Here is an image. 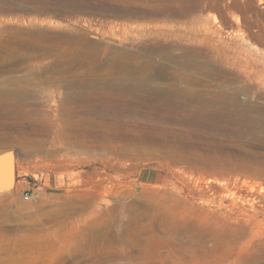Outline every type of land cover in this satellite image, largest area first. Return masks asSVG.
I'll use <instances>...</instances> for the list:
<instances>
[{"label":"rangeland","instance_id":"obj_1","mask_svg":"<svg viewBox=\"0 0 264 264\" xmlns=\"http://www.w3.org/2000/svg\"><path fill=\"white\" fill-rule=\"evenodd\" d=\"M212 1L214 0H201L200 5L194 7V0H0V87L11 88L13 81L22 82L21 88L25 86L24 89L31 93V96L27 98L26 107L31 111L35 109L33 114L29 115L21 113L20 109L19 112L23 115L19 112V115L14 113L17 117L11 112L7 114V111L0 110L3 112H0L2 114H0V264H56L61 259H65L66 264H74L75 261H80L75 264H93L92 260L83 254L79 252L75 253L76 255L73 254L72 248L75 246V241L71 239L72 237H70L71 240L64 242L66 245L62 253L57 252L56 245L48 242L46 238L48 231L53 230L51 226L48 228L45 224L34 229L31 224L33 220L37 222L36 219L43 217L44 212L57 208L55 203L58 206L73 204L75 209L86 213L96 211L95 214L99 218L97 220L100 221V211L106 209L111 203L113 205L116 199L121 203L114 210L115 224L113 227L115 226L116 229L114 227L112 231L111 228L101 226L98 231L106 233L107 230V233L112 232L115 235L119 233L118 235L123 236L122 246L132 247L130 249L137 254L138 258L133 256L125 260L122 257H113L109 261L112 264H148V262L150 264H157V262L158 264H264V227H260L264 225V76H262L264 69L261 70L259 65L262 61L260 55L264 53V2L219 0L218 6L215 7ZM192 15L202 19V23H204L203 18H207L206 21H209L210 24H208L212 26L211 30L216 31L210 33L213 40H202V30L195 34V30L190 29L193 25L196 26L192 22ZM246 17L254 22V30H258L257 34H251L252 36L249 34L244 22ZM157 26H159L158 29ZM218 34H221L223 40L220 44L218 43V46L226 48L225 52H221L220 55L211 52L214 47L212 41L218 38ZM199 45L203 51H200ZM238 47L245 49L247 54L242 55L243 60L241 57L236 62L231 55H233L232 51ZM244 58L247 59L244 60ZM253 58L256 59V64L252 62ZM151 61L152 63H149ZM113 65L129 67L128 74L125 75L124 72L119 73V71L112 72ZM140 65L147 67L138 70L137 66ZM213 65L221 71L213 73L211 71L214 68ZM90 72L94 75L92 76ZM93 80L98 82H93ZM77 81L86 82V88H82L85 90L95 88V86L101 88V85L103 86L108 81H118L122 85L132 83L138 87L146 81L152 84L151 86L184 93L156 101L158 107L155 106V108L151 107V104L156 102L148 98L146 102L140 101L138 108L143 114L151 116V119L154 116V118L162 117V119L168 118L169 120L170 117L172 125L165 124L164 127L157 128L153 127V124H148L150 126L148 131L156 138L160 136L167 142H173L178 150L186 153L189 158L183 161V159L168 156L166 159L159 155V150H155L154 155L142 152V156H126L127 160L125 156H122L124 160L122 159L121 162L118 161L121 157L117 158V154L114 156L113 153L110 154L101 148L68 145L63 135L60 140L57 139L58 142H55L56 140L49 136L52 130L45 127L46 125L49 127L56 121L60 123V115L68 108L67 116H71V119H76L79 115L84 116L81 108L73 109L71 108L73 103H65L62 100L67 90L81 88L84 85L81 83L77 86L79 83ZM160 81L165 83L162 84ZM186 90L188 92L199 91V93L190 97L186 94L188 93ZM170 104H175V107L188 105L190 110L188 112L186 110L174 111L170 108L172 106ZM196 106H199V109ZM27 108L22 112L28 110ZM76 113L79 115L77 116ZM172 116L178 118L175 123ZM29 117L32 119L30 120ZM89 117L93 116L89 115ZM29 120L31 122L35 120L38 123L39 120L41 122L45 120L43 127L46 132L41 127L43 129L39 130L40 132L37 130L30 134L28 127L31 122ZM108 120L111 121L105 119L103 123L107 124L103 125L109 129L111 123ZM190 121L194 122L192 127ZM20 125L24 130L20 131ZM16 127L19 129L16 130ZM56 127L54 128L57 129ZM31 136L41 137L45 144V146L43 144L45 151L52 149L56 153V158H48L45 151L32 152L33 149L25 144ZM146 149L150 148L146 147ZM166 150L169 151V147ZM5 155H11V159L4 158ZM114 158L125 166L118 164ZM2 161H4V167ZM141 169L153 170L157 173L156 180L151 183H141L139 181ZM114 171L118 172L113 175L115 178L112 176ZM201 174L210 177L213 188H207L202 193L203 195L200 194L202 196L200 200L197 199L198 197L194 198L192 193H195V196L199 193L194 188V184L197 181L196 178L202 176ZM99 175L109 177L110 181L104 182V185L109 187L112 186V180L120 183L117 189L111 187L114 194L106 192V195L104 191L99 190L96 186V183L101 180ZM229 186H238L243 189H235V194H232L225 191V188ZM223 192L227 196L224 197L227 201L232 198L237 199L238 202H246L245 204L251 201L258 203L262 208L258 213H253L249 220H241L237 231L232 230L231 227L234 224L221 219L213 209L215 205L207 203L216 202ZM117 195L118 198L115 197ZM204 199L209 200L205 203L202 201ZM68 200L69 204H67ZM123 204L131 208L128 210ZM136 214L138 219L128 221L131 215ZM130 225L135 227V230ZM69 227V224L63 225L58 230L66 233ZM158 228L163 231L161 232ZM190 233L193 234L190 235ZM124 236H129L126 237L128 240ZM144 239H149L147 242L151 246L164 241L165 248L155 250L156 255L148 258L143 255L139 256V253L147 248L143 247L150 246L148 243L144 245L146 243ZM152 240L155 242L153 243ZM137 248L140 249L139 252ZM16 249L17 252H15ZM248 254L251 255L246 256Z\"/></svg>","mask_w":264,"mask_h":264},{"label":"bare ground","instance_id":"obj_2","mask_svg":"<svg viewBox=\"0 0 264 264\" xmlns=\"http://www.w3.org/2000/svg\"><path fill=\"white\" fill-rule=\"evenodd\" d=\"M218 1L219 0H214V1H212L213 3H212V5H214L215 7L216 6H218ZM259 2H264V0H258ZM201 2V0H194V3L193 4H195L194 5V7L196 6H199L200 3ZM205 2V1H204ZM258 2V3H259ZM203 3V2H202ZM229 3V2H228ZM237 4H239V2H237ZM236 4V5H237ZM240 5V4H239ZM239 5H238V7H239ZM204 6V5H203ZM227 6V5H226ZM241 6V5H240ZM204 8V7H203ZM219 8L217 7V10H218ZM228 10V9H227ZM240 10V9H239ZM196 15V14H195ZM193 16V15H192ZM213 17V16H212ZM232 17V16H231ZM192 18V17H191ZM207 20V18H203V22L204 23H202V19H199V18H196V16H193V19H192V22L196 25L195 27H194V25L192 26V27H194V28H190V29H193V30H195L194 32H195V34H198V32L197 31H200V30H202V32H203V37H201V39L202 40H213V38H212V36L210 35V33L211 32H216L215 30H211V25H209L210 23H209V21L207 22L206 21ZM191 21V20H190ZM191 22V23H192ZM244 22H245V25L247 26V28H248V30H249V34L251 35V34H257V32H258V30H254V22L252 21V19H250L249 17H246L245 18V20H244ZM186 23H188V22H186ZM209 23V24H208ZM169 25V24H168ZM187 25V24H186ZM181 26V25H180ZM189 26V25H188ZM158 27L159 26H157V29H158ZM150 28V27H149ZM152 29H153V27H152ZM189 29V30H190ZM259 29V28H258ZM148 30V29H147ZM192 30V31H193ZM149 31H151L150 29H149ZM142 32V31H141ZM140 32V33H141ZM146 32V31H145ZM155 32H157L156 30H155ZM159 32V31H158ZM157 32V33H158ZM162 32V31H161ZM191 32V31H190ZM151 33H152V31H151ZM218 33H220V32H218ZM150 34V33H149ZM164 34H165V32H164ZM167 34V33H166ZM190 34V33H189ZM201 35H202V33H200ZM173 35V34H172ZM184 35V34H183ZM192 35V34H191ZM200 35V36H201ZM151 36V35H150ZM157 36V35H156ZM198 36V35H197ZM252 36V35H251ZM216 37V36H215ZM187 38V37H186ZM146 39V38H145ZM152 39V38H151ZM149 40V39H148ZM154 40V39H153ZM158 41V40H157ZM192 41V40H191ZM190 41V42H191ZM196 41V40H195ZM214 41H216V42H214ZM214 41H212L213 42V45H214V47L212 48V50H211V52H216V54H218V55H220V53L222 52H225L224 50L226 49H223V48H221V46H218V43L220 44L221 43V41H223L222 40V36H221V34H218V38L217 39H214ZM233 41V40H232ZM237 41V40H236ZM239 41V40H238ZM44 42V41H43ZM200 42V41H199ZM203 42V41H202ZM240 42V41H239ZM46 43V42H45ZM157 43V42H156ZM205 43V42H204ZM242 43V42H241ZM151 44V43H150ZM154 44V43H153ZM160 44V43H159ZM229 45V44H228ZM227 45V46H228ZM238 45V44H237ZM236 45V46H237ZM166 46V45H165ZM172 46H174V45H172ZM197 46H198V44H197ZM211 46V45H210ZM223 46V45H222ZM183 47V46H182ZM199 47H200V49H201V46L199 45ZM241 47H243V46H241ZM256 47V46H255ZM3 49V48H2ZM194 49V48H193ZM233 49H234V47H233ZM236 49V48H235ZM5 50V49H4ZM4 50H2V51H4ZM10 50H11V48H10ZM10 50H9V52H10ZM151 50V49H150ZM153 50V49H152ZM151 50V51H152ZM196 50V49H195ZM232 50V49H231ZM250 50H251V48H250ZM1 51V50H0ZM38 51V50H37ZM79 51V50H78ZM194 51V50H193ZM200 51H203L202 49L200 50ZM13 52H14V49H13ZM204 52H208L207 50L205 51L204 50ZM3 53V52H2ZM139 53V52H138ZM232 53H233V55H231L233 58L232 59H234L236 62H238L239 61V58H241L242 57V55H246L247 54V51L245 50V49H241V48H237L236 50H234V51H232ZM254 53V52H253ZM252 53V54H253ZM258 52H256V54H257ZM9 54V53H8ZM230 54V53H229ZM7 55V54H6ZM5 55V56H6ZM151 55V54H150ZM172 55V54H171ZM255 55V54H254ZM11 56H13L12 54H11ZM47 56V55H46ZM157 56V55H156ZM228 56V55H227ZM226 56V57H227ZM248 56H250V55H248ZM261 57H260V59L262 60L261 61V63L259 64L260 66H261V70H263L264 69V53L262 54V55H260ZM8 57V55L6 56V58ZM10 57V56H9ZM69 57V56H68ZM155 57V56H154ZM174 57H175V55H174ZM204 57V56H203ZM202 57V58H203ZM255 57V56H254ZM124 58V57H123ZM156 58V57H155ZM223 58H224V56H223ZM228 58V57H227ZM251 58H252V56H251ZM251 58H249V59H251ZM12 59H14L13 57H12ZM46 59V58H45ZM146 59V58H145ZM161 59V58H160ZM185 59V58H184ZM190 59V58H189ZM220 59V58H219ZM225 59V58H224ZM245 59H247V58H244V60ZM10 60V59H9ZM157 60V59H156ZM159 60V59H158ZM177 60V59H176ZM221 60V59H220ZM233 60V61H234ZM242 60H243V57H242ZM242 60H240V62L242 61ZM257 60H259L258 58H257ZM11 61V60H10ZM58 61V60H57ZM247 62H248V60H246ZM251 61V60H250ZM186 62V61H185ZM184 62V63H185ZM198 62V61H197ZM211 62V61H210ZM246 62V63H247ZM252 62L253 63H255L256 64V59L255 58H253V60H252ZM260 62V61H259ZM62 63V62H61ZM149 63H152V61L151 62H149ZM178 63V62H177ZM246 63H244V64H246ZM114 64V63H113ZM120 64V63H119ZM124 64V63H123ZM205 64V63H204ZM211 64V63H210ZM240 65H241V63H239ZM252 64V63H251ZM126 65V64H125ZM137 65V64H136ZM158 65H160V64H158ZM109 66V65H108ZM162 66H164V65H162ZM180 66V65H179ZM189 66H191V65H189ZM249 66H251L252 68L254 67V66H252V65H249ZM96 67V66H95ZM147 67V66H146ZM145 67V68H146ZM159 67V66H158ZM205 67V66H204ZM208 67V66H207ZM213 67H214V65H213ZM225 67V66H224ZM223 67V68H224ZM245 67V66H244ZM106 68V67H105ZM129 67H127V68H125L124 67V65H122V66H119V65H113L112 66V72L113 71H119V73L120 72H124V74L125 75H127L128 74V70L130 69H128ZM143 66H137V69L138 70H143V69H145ZM165 68V67H164ZM240 68V67H239ZM14 69V68H13ZM32 69V68H31ZM94 69V68H93ZM92 69V70H93ZM97 69V68H96ZM95 69V70H96ZM133 69V68H132ZM150 69V68H149ZM149 69H147V70H149ZM193 69V68H192ZM197 69V68H196ZM242 69H243V67H242ZM250 69V68H249ZM260 69V68H259ZM55 70H56V68H55ZM89 70V69H88ZM134 70V69H133ZM164 70V69H163ZM170 70V69H169ZM218 70V71H217ZM258 70V69H257ZM45 71V70H44ZM145 71V70H144ZM175 71V70H174ZM192 71V70H191ZM211 71H213V73H218L219 71H221V70H219L218 68H216V67H214ZM210 71V72H211ZM28 72V71H27ZM69 72V71H68ZM85 72V71H84ZM87 72V71H86ZM92 72H94V70L92 71ZM97 72V71H96ZM95 72V73H96ZM106 72V71H105ZM169 72V71H168ZM193 72V71H192ZM209 72V71H208ZM229 72V71H228ZM140 73H142V72H140ZM181 73V72H180ZM202 73V72H201ZM90 74H91V72H90ZM93 74V73H92ZM91 74V75H92ZM98 74V73H97ZM107 74V73H106ZM144 74V73H143ZM152 74V73H151ZM211 74V73H210ZM264 74V73H263ZM28 75H29V73H28ZM85 75H86V73H85ZM94 75V74H93ZM92 75V76H93ZM121 75V74H120ZM134 75V74H133ZM132 75V77H134V76H136V75H134L133 76ZM140 75V74H139ZM142 75V74H141ZM167 75H169V74H167ZM201 75V74H200ZM227 75V74H226ZM33 76V75H32ZM82 76V75H81ZM109 76V75H108ZM107 76V77H108ZM131 76V75H130ZM153 76V75H152ZM204 76V75H203ZM207 76V75H206ZM208 76H210V75H208ZM217 76V75H216ZM262 76H264V75H262ZM83 77H84V75H83ZM88 77V76H87ZM91 77V76H90ZM122 77H125V76H122ZM127 77V76H126ZM131 77V79H134V78H132ZM187 77H188V75H187ZM190 77V76H189ZM5 78V77H4ZM10 78V77H9ZM75 78V77H74ZM89 78V77H88ZM98 78V77H97ZM128 78H130V77H128ZM192 78V77H191ZM259 78V77H258ZM260 78H262L261 76H260ZM28 79V78H27ZM127 79V78H126ZM125 79V80H126ZM136 79V78H135ZM142 79V78H141ZM232 79V78H231ZM18 80V79H17ZM25 80H26V77H25ZM79 80V79H78ZM87 80V79H86ZM99 80V79H98ZM147 80V79H146ZM155 80V79H154ZM157 80V79H156ZM202 80V79H201ZM229 80V79H228ZM236 80V79H235ZM29 81V80H28ZM82 81H84V80H82ZM96 81V80H95ZM94 80H93V82H95ZM103 81V80H102ZM101 81V82H102ZM132 81V80H131ZM135 81V80H134ZM143 81V80H142ZM149 81V80H148ZM197 81V80H196ZM2 82V81H1ZM26 82H27V80H26ZM75 82V81H74ZM77 82H79V81H77ZM98 81H96V83H97ZM100 82V83H101ZM125 82V81H124ZM133 82V81H132ZM161 82V81H160ZM22 83V82H21ZM21 83H17V81H13L12 82V87L11 88H6V87H0V110L2 109V110H5V111H7L6 113L7 114H10L9 112H11V114H13V115H15L14 113H18L19 111H20V109H21V113H23V114H26V115H29V114H33L32 112L35 110L34 108V110L33 111H31L30 109H28L26 106L28 105V96H31V93L27 90H25L24 89V87L23 88H21ZM30 83V82H29ZM82 84H84V85H82V87L81 88H76V89H69V90H67L66 92H65V95H64V98L62 99L65 103H73V107H71V108H73V109H75V108H81L82 110H83V114H84V116L83 115H79V117L78 118H76V119H71L72 117L71 116H67L69 113V108L67 109V111H63L62 112V114L60 115L61 116V118H60V123L58 122V121H56V122H58V123H56L55 122V120H54V122L55 123H51V126H49L48 127V125H44L45 124V120H44V122H43V124H40V123H42L41 122V120H39L40 122L38 123V122H36L35 120V122L33 121V122H31L30 120L32 119V118H30L29 117V121L31 122V124L29 123V125H30V127H28L29 128V133L31 134V133H33L34 131H41V129H45V127H47V128H49L50 130H52V132H49L48 130V132H49V136H51V139H55L56 141L55 142H58L59 140H60V137H61V135H63V136H65L66 138V142H67V144L68 145H73V144H75V145H77L78 147L80 146V147H86V148H93V147H97V148H101V149H104L105 151H107V152H110V154L111 153H113L114 154V156H115V154H117L116 155V157L117 158H119L120 159V157H121V159L120 160H118L117 158H114V161H115V159H116V162H117V160L118 161H121L123 158H122V156H125V160H127V158H126V156H137V155H141L142 154V152H148L149 154H155V150H159V155L160 156H162V157H166V159H167V157L168 156H174V157H176V158H178V159H183V161L184 160H187L189 157L186 155V153H184V152H181L180 150H178V148L176 147V145L173 143V142H167V140L166 139H163V138H160V136L159 137H155L154 135L152 136L151 135V133H149V131H148V128L150 127V126H148V124H153V127H164V125L165 124H169V125H172V119H171V121H170V117H169V120H167L168 118H165V119H162V117H155L154 118V116H153V118L151 119V116H147V115H145V114H143V112H141L140 110H139V108H138V104L140 103V101H144V102H146L147 101V99L149 98V99H152V102H158L159 100H161V99H166V98H168V97H170L171 95H174V96H179L178 94H181L180 92H178V91H176V92H174V91H169V90H165V89H162V88H160V87H157V86H151L152 84H149V83H146V81H144V82H140L141 83V85L142 86H140L141 87V89H140V87H138V86H135V84H132V83H130V84H125V85H122V83L120 84V83H118V81L117 82H111V81H108V82H106L105 84H103V86L101 85V88H96V86H95V88L93 87V88H90V89H88L87 88V90H85V89H82L83 87H85V84H86V82H81ZM80 82L77 84V86H79V84H81ZM91 83V82H90ZM103 83V82H102ZM101 83V84H102ZM134 83V82H133ZM155 83V82H154ZM162 83V82H161ZM165 83V82H164ZM164 83H162V84H164ZM201 83V82H200ZM219 83V82H218ZM232 83V82H231ZM3 84V83H2ZM14 84V85H13ZM92 84V83H91ZM94 84V83H93ZM158 84V83H157ZM90 84H88V86H89ZM97 85V84H96ZM99 85V84H98ZM140 85V84H139ZM166 85V84H165ZM170 84H168V86H169ZM180 85V84H179ZM264 85V84H263ZM29 86V85H28ZM32 86V85H31ZM87 86V85H86ZM91 86V85H90ZM89 86V87H90ZM100 86V85H99ZM167 86V85H166ZM165 86V87H166ZM69 87V86H68ZM75 87V86H74ZM92 87V86H91ZM98 87V86H97ZM173 87V86H172ZM171 87V88H172ZM179 87H181V86H179ZM183 87V86H182ZM86 88V87H85ZM138 88L140 89V90H138ZM164 88V87H163ZM167 88V87H166ZM231 88V87H230ZM236 88V87H235ZM29 89V88H28ZM174 89V88H173ZM178 89V88H177ZM186 89V88H185ZM198 89V88H197ZM180 90V89H179ZM183 91V90H182ZM202 91V90H201ZM184 92V91H183ZM186 92H188L187 90H186ZM221 92V91H220ZM199 93V91H190V92H188V93H186L187 95H189L190 97H192V96H195V95H197ZM182 94H184V93H182ZM211 94V93H210ZM215 95V94H214ZM224 95V94H223ZM181 96V95H180ZM187 97V96H186ZM197 97V96H196ZM199 97V96H198ZM215 97V96H214ZM180 98V97H179ZM183 98V97H182ZM209 98V97H208ZM222 98V97H221ZM176 99V98H175ZM187 99V98H186ZM207 99V98H206ZM169 100V99H168ZM197 100V99H196ZM220 100V99H219ZM173 101H175V100H173ZM192 101V100H191ZM35 102V101H34ZM157 102L156 103H153V105L151 104V107L153 106V108H155V106H157ZM179 102V101H178ZM177 102V103H178ZM181 102H182V99H181ZM180 102V103H181ZM220 102V101H219ZM235 102V101H234ZM64 103V104H65ZM170 103V102H169ZM171 103H173L172 101H171ZM175 103V102H174ZM184 103V102H183ZM187 103V102H186ZM191 103V102H190ZM198 103V102H197ZM34 104V103H33ZM148 104V103H147ZM182 104V103H181ZM204 104V103H203ZM210 104V103H209ZM170 105H172V104H170ZM178 105V104H177ZM184 105H186V104H184ZM216 105V104H215ZM223 105V104H222ZM227 105V104H226ZM57 106V105H56ZM69 106V105H68ZM67 106V107H68ZM144 106V105H143ZM176 105L174 104V105H172L170 108L172 109V110H179V111H181V110H186L187 112L190 110L187 106H180V107H175ZM201 106H203V105H201ZM229 106V105H228ZM27 108L28 110H24V112H22V110L23 109H25V108ZM65 107V106H64ZM67 107H65V108H67ZM158 107V106H157ZM196 107H198V109H199V106H196ZM209 107V106H208ZM212 107V106H211ZM219 107V106H218ZM148 108H149V106H148ZM165 108V107H164ZM177 108V109H176ZM210 108V107H209ZM220 108H222V107H220ZM218 109V108H217ZM148 110V109H147ZM146 110V111H147ZM159 110H161V109H159ZM74 111V110H73ZM76 111V110H75ZM0 112H2V111H0ZM19 112V113H20ZM38 112V111H37ZM40 112V111H39ZM79 112V111H78ZM150 112V111H149ZM155 112V111H154ZM153 112V113H154ZM160 112V111H159ZM162 112V111H161ZM164 112V111H163ZM172 112V111H171ZM3 113V112H2ZM5 113V114H6ZM19 113H18V115H19ZM20 113V114H21ZM48 113V112H47ZM68 113V114H67ZM70 113H72L71 111H70ZM74 113V112H73ZM146 113V112H145ZM157 113H158V111H157ZM201 113V112H200ZM213 113V112H212ZM1 114V113H0ZM7 114L5 115V116H7ZM23 114H21V115H23ZM166 114V113H165ZM168 114V113H167ZM189 114H191V113H189ZM2 115V114H1ZM20 115V116H21ZM25 115V116H26ZM53 115V114H52ZM72 115V114H71ZM75 115V114H74ZM73 115V116H74ZM76 115H77V113H76ZM77 115V116H78ZM89 115L90 116H93V117H89ZM151 115H152V113H151ZM154 115V114H153ZM161 115H162V113H161ZM161 115H159V116H161ZM193 115H194V113H193ZM203 115V114H202ZM207 115V114H206ZM4 116V115H3ZM10 116H12V115H10ZM16 116V115H15ZM14 116V117H15ZM25 116H23V117H25ZM50 116V115H49ZM59 116V115H58ZM180 116V115H179ZM8 117V116H7ZM17 117V116H16ZM28 117V116H27ZM54 117V116H53ZM70 117V118H69ZM75 117V116H74ZM73 117V118H74ZM165 117V116H164ZM167 117V116H166ZM12 118V117H11ZM43 118V117H42ZM52 118V117H51ZM55 118H57V119H59L58 117H55ZM172 118H174V116H172ZM208 118H210V117H208ZM9 119V118H8ZM37 119V118H36ZM40 119V118H39ZM105 119H110L111 121H109L111 124V126H109L110 128L108 129L105 125H103V124H107L106 122L105 123H103L104 122V120ZM180 119V118H179ZM181 119H182V117H181ZM186 119V118H185ZM4 120V119H3ZM2 120V121H3ZM28 120V119H27ZM175 120H178V118L176 117V118H174V123H175ZM48 121V120H47ZM46 121V122H47ZM189 121V120H188ZM197 121V120H196ZM51 122V121H50ZM9 123V122H8ZM19 123H21V122H19ZM198 123V122H197ZM196 123V125H198L199 126V124H197ZM259 123V122H258ZM194 124V122L193 121H190V126L192 127V125ZM103 125V126H102ZM21 126V125H20ZM20 126H17V127H20ZM25 126V125H24ZM43 126H45V127H43ZM55 126H57L56 128L57 129H55L54 127ZM13 127V126H12ZM17 127H16V130H18L17 129ZM22 127L23 126H21V128H20V131H21V129H22ZM41 127H43V128H41ZM106 127V128H105ZM1 128V127H0ZM27 128V129H28ZM13 129V128H12ZM167 129V128H166ZM169 129V128H168ZM1 130V129H0ZM8 130V129H7ZM22 130H24V129H22ZM161 130V129H160ZM163 130V129H162ZM165 130V129H164ZM177 130V129H176ZM39 131V132H40ZM44 132H46V129L45 130H43ZM55 131H57V133L55 132ZM110 131V132H109ZM133 131H135V132H133ZM155 131V130H154ZM166 131V130H165ZM209 131V130H208ZM2 132V131H1ZM5 132H6V130H5ZM38 132V133H39ZM43 132V133H44ZM48 132L46 133V134H48ZM153 132V131H152ZM198 132V131H197ZM20 133V132H19ZM24 133V132H23ZM22 133V134H23ZM164 133H166V132H164ZM181 133V132H180ZM211 133V132H210ZM238 133H239V131H238ZM155 134V133H154ZM8 135V134H7ZM20 135H21V133H20ZM155 135H158V134H155ZM160 135H163V134H160ZM199 135V134H198ZM26 136V135H25ZM46 136V135H45ZM211 136V135H210ZM40 138V139H39ZM39 138H35V137H29L28 139H27V143L25 142V144H27V146L29 147V148H31V149H33V150H31L32 152L33 151H35V152H44L45 151V148H44V146H45V144L43 143V141H42V139H41V137H39ZM59 138V140H57ZM62 138V137H61ZM19 139V138H18ZM25 139V138H24ZM45 139V138H44ZM169 139V138H168ZM172 139V138H171ZM175 140V139H174ZM49 142V141H48ZM62 142V141H61ZM72 143V144H71ZM232 143V142H231ZM43 144H44V146H43ZM60 145H62V144H60ZM67 146V145H66ZM53 147V146H52ZM51 147V148H52ZM68 147V146H67ZM146 147H149L150 149H146ZM167 147H169V151H167L166 149H167ZM178 147H179V145H178ZM184 147V146H183ZM61 148V147H60ZM72 149L74 148V147H71ZM177 148V149H176ZM28 150V149H27ZM52 149H49V150H46L45 151V153H46V156H48V158H56L55 157V152L52 150ZM77 151H79V150H77ZM57 152V151H56ZM75 152V151H74ZM90 152H92V151H90ZM31 153V152H30ZM29 153V154H30ZM58 153V152H57ZM79 153V152H78ZM157 153V152H156ZM43 154V153H42ZM107 154V153H106ZM142 156V155H141ZM196 157V156H195ZM47 158V159H48ZM58 158V157H57ZM170 158V157H169ZM213 158V157H212ZM61 159V158H60ZM69 159V158H68ZM73 159V158H72ZM129 159V158H128ZM138 159V158H137ZM172 159V158H171ZM56 160V159H55ZM124 160V159H123ZM67 161V160H66ZM48 162V161H47ZM56 162V161H55ZM68 162V161H67ZM108 162V161H107ZM110 162V161H109ZM116 162H114V163H116ZM122 162V161H121ZM71 163V162H70ZM111 163V162H110ZM109 163V164H110ZM118 163V162H117ZM125 163V162H124ZM50 164H52V162L50 163ZM62 164V163H61ZM66 164V163H65ZM64 164V165H65ZM108 164V165H109ZM112 164V163H111ZM118 164H120V162L118 163ZM121 164H123V163H121ZM120 164V165H121ZM126 164V163H125ZM59 165V164H58ZM70 165V164H69ZM132 165V164H131ZM56 166V165H55ZM110 166V165H109ZM125 165L123 164V167H124ZM67 167V166H66ZM128 167V166H127ZM231 167V166H230ZM58 168V167H57ZM109 168V167H108ZM110 168H112V167H110ZM113 168H114V166H113ZM117 168V166L115 167V169ZM120 168V167H119ZM58 169H60V168H58ZM64 169V168H63ZM207 169V168H206ZM226 169V168H225ZM196 170V169H195ZM235 170V169H234ZM111 171H112V169H111ZM4 173L6 174V172L4 171ZM118 173V172H117ZM115 171H114V174H112V176L113 175H115V174H117ZM121 173V172H120ZM123 173V172H122ZM186 173V172H185ZM200 173V172H199ZM206 173V172H205ZM4 174V175H5ZM124 174V173H123ZM126 174V173H125ZM120 175V174H119ZM202 175V174H201ZM106 176H107V174H106ZM108 176L109 177H111L109 174H108ZM123 176V175H122ZM109 177H104V176H102V175H99V178L101 179V180H103V181H101V180H99L96 184V186L99 188V190H101V191H104V193L106 194V192L107 193H113L114 192V190L111 188V187H114V189L116 188H118V185L120 184L119 182H117V181H115V180H112V186H107V185H104V182H106V181H110V179H109ZM114 177V176H113ZM115 178V177H114ZM119 178V177H118ZM121 178V177H120ZM112 179V178H111ZM212 179V178H211ZM236 179V178H235ZM246 179V178H245ZM196 180L197 181H195V184H194V188H196V190L197 191H199V193H197V196H195L194 194L195 193H192L193 194V197L195 198H197V199H200L201 200V198H202V196L200 195V194H202V193H204L205 192V190L207 189V188H210V189H212L213 188V185H212V183H211V181H210V177H206V176H198L197 178H196ZM214 180V179H213ZM122 181V180H121ZM244 181V180H243ZM2 182V181H1ZM235 182V181H234ZM243 183V182H242ZM124 184V183H123ZM229 184V183H228ZM248 185V184H247ZM252 185V184H251ZM85 186V185H84ZM241 186V185H240ZM90 187V186H89ZM244 187V186H243ZM82 188V187H81ZM255 188V187H254ZM261 188V187H260ZM90 189V188H89ZM235 189L237 190V189H243L242 187L241 188H239L238 186L237 187H233V186H229V187H226L225 188V191L226 192H230V193H232V194H235ZM88 190V189H87ZM92 190V189H91ZM113 190V191H112ZM223 190V189H222ZM213 191V190H212ZM212 191H210V192H212ZM216 191V190H215ZM89 192V191H88ZM87 192V193H88ZM91 192V191H90ZM100 192V191H99ZM222 192V191H221ZM238 192H240V190H238ZM84 193H85V191H84ZM86 193V194H87ZM101 193V192H100ZM207 193V192H206ZM209 193V192H208ZM207 193V194H208ZM114 194V193H113ZM117 194V193H116ZM120 194V193H119ZM131 194V193H130ZM224 194V192L222 193V195ZM88 195V194H87ZM87 195H85V197L87 196ZM96 195V194H95ZM97 195H99V194H97ZM107 195V194H106ZM112 195V194H111ZM203 195V194H202ZM221 195V197H220V195H219V199L216 201V202H213V201H209V202H207L209 199H204V200H202V201H205V203L207 202V203H209L208 205H210V204H214L215 206L213 207V209H214V211L220 216V218L221 219H224L225 221H231L234 225H233V227H231L232 228V230L234 229L235 231H237L238 229L237 228H239L240 227V221L241 220H249V217H251L252 215H253V213L255 214V213H258V211L260 210V208H262V207H260L259 206V204L258 203H255V202H249V203H247V204H245V203H242V202H238L237 201V199H235V198H232L231 200H229V198H228V200L229 201H227V200H225L224 199V197L226 196V194H224L223 196ZM238 195H240V194H238ZM229 196H230V194H229ZM233 196V195H232ZM235 196V195H234ZM77 197V196H76ZM88 197V196H87ZM97 197V196H96ZM115 197H117L118 198V195L117 196H115ZM210 197V196H209ZM227 197V196H226ZM125 198V197H124ZM129 198V197H128ZM207 198V197H206ZM69 199V198H68ZM85 199V198H84ZM211 199V198H210ZM239 199V198H238ZM90 200V199H89ZM123 200H125V199H123ZM72 202H73V200H72ZM71 202V203H72ZM85 202H86V200H85ZM141 202V201H140ZM63 203V202H62ZM70 203V201L68 200V203L67 204H69ZM87 203H88V201H87ZM116 203V204H115ZM60 204H61V202H60ZM59 204V205H60ZM81 204V203H80ZM119 204H121L120 203V200H118V199H116L114 202H113V205H112V203L111 204H109L108 205V207L106 208V209H104V210H102V211H100V221L99 220H97V216H96V214L95 213H97L96 211H91V212H89V213H86V212H81V211H78L77 209H75L76 207H74V206H69V205H67V206H58V204H54L57 208H54V209H52V210H50L49 209V211H47V212H44L45 214L43 215V217L41 216V217H39L40 215H38V217H39V219H36L37 220V222H34V220H33V223L31 224V226L32 227H34V229L35 228H39V227H41L42 225H48L47 227L49 228L50 226H51V228L53 229L52 231H48V233L46 234V238H47V241L48 242H50V243H52V244H54V245H56V247H57V252H59V251H61V253H62V251L65 249V241L66 240H71V239H73L74 241H75V246L72 248V250L74 251V253L73 254H75V253H78L79 252V254L81 253V254H83L84 256H86L88 259H91L92 261H91V263H93V264H112V263H110L109 261H110V259L111 258H113V257H122V258H125V260H126V258H129V259H131V257H133V256H135V257H137V254H134L133 252H132V249H130V248H132V247H130L129 248V246L128 245H126L127 247L126 248H124V246H122L123 244H121L122 242H123V236L121 237V235H118L119 233V231L117 232L118 234H113L112 232H109V233H107V230H106V233H105V231L104 232H101V231H98L99 229L98 228H100L101 226H103V227H105V228H111L112 229V231L114 230V227H113V225L115 224V213H114V210H115V208L119 205ZM258 204V205H257ZM54 205H53V207H54ZM88 205V204H87ZM93 205V204H92ZM123 205H126V204H123ZM139 205V204H138ZM127 206V205H126ZM125 206V207H126ZM133 206V205H132ZM149 206V205H148ZM157 206V205H156ZM87 207H89V206H87ZM78 208V207H77ZM93 208H94V205H93ZM97 208H99V207H97ZM130 209L131 207H129V206H127V209ZM135 208H137V206L135 207ZM143 208V207H142ZM142 208H141V210H142ZM157 208V207H156ZM217 208V209H216ZM80 209H82V208H80ZM89 209V208H88ZM91 209V208H90ZM128 209V210H129ZM155 209V208H154ZM209 209H212V208H209ZM208 209V210H209ZM92 210V209H91ZM141 210H139V212L141 211ZM202 210H204V208L202 209ZM117 211V210H116ZM145 211V210H144ZM146 211H148V210H146ZM212 211V210H211ZM132 212V211H131ZM136 212V211H135ZM143 212V211H142ZM155 212V211H154ZM153 212V213H154ZM39 213V212H38ZM99 213V212H98ZM129 213V212H128ZM133 214H134V212H132ZM143 213H145V212H143ZM41 214V213H40ZM138 214V213H137ZM131 215L130 217H129V219H128V221H131L132 222V220H134L135 221V219H138V215ZM157 214V213H156ZM32 215V214H31ZM34 215V214H33ZM32 215V216H33ZM144 215V214H143ZM152 215V214H151ZM164 215V214H163ZM170 216H171V214H169ZM173 215H174V213H173ZM127 216V215H126ZM140 216V215H139ZM156 216V215H155ZM161 216V215H160ZM166 216V215H165ZM169 216V217H170ZM143 217V216H142ZM142 217H141V219H142ZM174 217H176V216H174ZM179 217H180V215H179ZM178 217V218H179ZM29 218V217H28ZM30 218H32V217H30ZM119 218V217H118ZM124 218V217H123ZM140 218V217H139ZM144 218V217H143ZM155 218V217H154ZM154 218H152V219H154ZM172 218V217H171ZM184 218V217H183ZM186 218V217H185ZM99 219V218H98ZM166 219V218H165ZM175 219V218H174ZM173 219V220H174ZM209 219V218H208ZM207 219V220H208ZM121 220V219H120ZM151 220V219H150ZM149 220V221H150ZM188 220V219H187ZM126 221V220H125ZM155 221V220H154ZM157 221V220H156ZM181 221V220H180ZM120 222V221H119ZM124 222V221H123ZM139 222V221H138ZM147 222V221H146ZM152 222V221H151ZM153 223V222H152ZM175 223H176V221H175ZM188 223V222H187ZM67 224H69V230H67V232L65 233V232H62V231H60V230H58V228L59 227H61V226H63V225H67ZM127 224H128V222H127ZM136 224H137V220H136ZM147 224V223H146ZM163 224V223H162ZM178 224V223H177ZM27 225H28V223H27ZM97 225V226H96ZM172 225V224H171ZM174 225H176V224H174ZM174 225H173V227H174ZM184 225H186V224H184ZM131 226V225H130ZM141 227H142V225H140ZM150 226H151V224H150ZM156 226V225H155ZM194 226V225H193ZM27 227V226H26ZM45 227V226H44ZM113 227V228H112ZM132 227V226H131ZM172 227V226H171ZM199 227V226H198ZM201 227V226H200ZM260 227H264V225L262 224V226H260ZM43 228V227H42ZM118 228V227H117ZM125 229H126V227H124ZM133 228V227H132ZM135 228V227H134ZM133 228V229H134ZM143 228V227H142ZM177 228V227H176ZM192 228V227H191ZM102 229V228H101ZM115 229H116V227H115ZM132 229V230H133ZM159 229V228H158ZM172 229V228H171ZM175 229V228H174ZM190 229V228H189ZM228 229V228H227ZM135 230V229H134ZM143 230V229H142ZM149 230V229H148ZM161 232L163 231V229L161 230V229H159ZM164 230H165V228H164ZM178 229H176V231H177ZM42 231V230H41ZM144 231V230H143ZM142 231V232H143ZM150 231V230H149ZM155 231V230H154ZM171 231V230H170ZM173 231V230H172ZM179 231V230H178ZM193 231V230H192ZM201 231V230H200ZM122 232H124V230H122ZM180 232V231H179ZM186 232H188V231H186ZM194 232V231H193ZM203 232V231H202ZM32 234H33V231L31 232ZM36 233V232H35ZM38 233V232H37ZM129 233H130V231H129ZM144 233V232H143ZM143 233H141L142 235H143ZM145 233H147V232H145ZM148 233H150V232H148ZM152 233H154V232H152ZM223 233H224V231H223ZM124 234V233H123ZM126 234H128V232L126 233ZM132 234V233H131ZM158 234H160V233H158ZM157 234V235H158ZM180 234V233H179ZM193 234V233H192ZM191 233H190V235H192ZM25 235V234H24ZM34 235V234H33ZM142 235H140V237L142 236ZM168 235V234H167ZM171 235V234H170ZM176 235V234H175ZM230 235V234H229ZM234 235V234H233ZM30 235H28V237H29ZM133 235H131V237H132ZM135 236H136V234H135ZM150 236V235H149ZM153 236H154V234H153ZM160 236V235H159ZM158 236V237H159ZM70 237H72L71 239H70ZM107 239H106V238ZM125 237V236H124ZM127 237V236H126ZM126 237H125V239H126ZM129 237V236H128ZM127 237V238H128ZM130 237V238H131ZM134 237V236H133ZM148 237V236H147ZM152 237V236H151ZM161 237V236H160ZM175 237V236H174ZM186 237H188V236H186ZM193 237V236H192ZM227 237V236H226ZM233 237V236H232ZM231 237V238H232ZM129 238V239H130ZM134 238H136V237H134ZM138 239H139V237H137ZM171 238V237H170ZM180 238H183V237H181L180 236ZM42 239V238H41ZM152 239V238H151ZM158 239V238H157ZM166 239V238H165ZM178 239V238H177ZM184 239H186V238H184ZM194 239H195V237H194ZM82 240H83V242H82ZM104 240V241H103ZM126 240H128V239H126ZM135 240V239H134ZM140 240H142V239H140ZM145 240V244L144 245H146L147 243L149 244V242H147L148 240H146V239H144ZM156 240V239H155ZM162 240V239H161ZM167 240V239H166ZM28 241V240H27ZM34 241V240H33ZM36 241V240H35ZM132 241V240H131ZM143 241V240H142ZM153 241V240H152ZM151 241V242H152ZM158 241H159V239H158ZM41 242V241H40ZM45 242V241H44ZM43 242V243H44ZM104 242H106V243H104ZM129 242V241H128ZM134 242V241H133ZM132 242V243H133ZM136 242V241H135ZM138 242V241H137ZM144 242V241H143ZM142 242V243H143ZM155 241H153V243H154ZM157 242V241H156ZM174 242V241H173ZM175 242H176V240H175ZM188 242V241H187ZM70 243V242H69ZM131 243V244H132ZM139 243V242H138ZM141 243V244H142ZM168 243V242H167ZM178 243H180V242H178ZM182 243H185V242H182ZM190 243V242H189ZM48 244V243H47ZM74 244V243H73ZM127 244V243H126ZM147 244V245H148ZM219 244V243H218ZM150 245V244H149ZM170 245V244H169ZM177 245V244H176ZM181 245V244H180ZM17 246V245H16ZM31 246V245H30ZM30 246H28V247H30ZM132 246V245H131ZM136 246V245H135ZM138 246H141V245H138ZM137 246V247H138ZM165 246V242L164 241H160V242H158V243H155V244H153L152 246L150 245V246H145V247H143L144 249H145V251H143V252H140L139 253V256H141V255H143V256H145L146 258H148V257H150V256H152V255H154L155 253H156V251L155 250H158V249H160V248H162V247H164ZM225 246V245H224ZM69 247V246H68ZM172 247V246H171ZM177 247V246H176ZM186 247V246H185ZM17 249H18V247H16ZM141 248V247H140ZM165 248V247H164ZM170 248V247H169ZM174 248V247H173ZM181 248V247H180ZM183 248V247H182ZM203 248V247H202ZM9 249V248H8ZM17 249H16V251L15 252H17ZM26 250H27V248H25ZM30 249H32V248H30ZM33 249H35V248H33ZM37 249V248H36ZM42 249V248H41ZM167 249V248H166ZM4 250V249H3ZM15 250V249H14ZM19 250V249H18ZM137 250H138V248H137ZM140 250V249H139ZM139 250H138V252H139ZM168 250V249H167ZM167 250H165L164 249V251H167ZM184 250V249H183ZM200 250V249H199ZM198 250V251H199ZM204 250V249H203ZM2 251V250H1ZM6 251V250H5ZM4 251V252H5ZM21 251V250H20ZM19 251V252H20ZM42 251V250H41ZM52 251V250H51ZM72 251V252H73ZM133 251H134V248H133ZM141 251H142V249H141ZM14 252V253H15ZM18 252V253H19ZM28 252H29V250H28ZM35 252V251H34ZM37 252V251H36ZM155 252V253H154ZM173 252V251H172ZM188 252V251H187ZM192 252V251H191ZM25 253H27V252H25ZM46 253V252H45ZM166 253V252H165ZM164 253V254H165ZM193 253H194V251H193ZM256 253V252H255ZM262 253V252H261ZM30 254V253H29ZM40 254V253H39ZM162 255H163V253H161ZM181 254V253H180ZM189 254V252L187 253V255ZM195 254H197L196 252H195ZM206 254V253H205ZM35 255H36V253H35ZM64 255V254H63ZM76 255V254H75ZM156 255V254H155ZM157 255H158V253H157ZM201 255V254H200ZM249 255H251V254H248V255H246V256H249ZM41 256V255H40ZM142 256V257H143ZM167 256V255H166ZM189 256V255H188ZM193 256V255H192ZM195 256V255H194ZM36 257H38V255L36 256ZM79 257H80V255H79ZM144 257V258H145ZM156 257V256H155ZM177 257V256H176ZM181 257V256H180ZM197 257V256H196ZM204 257V256H203ZM46 258V257H45ZM75 258V257H74ZM77 258H78V255H77ZM77 258H75V259H77ZM138 258V257H137ZM140 258V257H139ZM143 258V259H144ZM153 258V257H152ZM186 258H187V256H186ZM199 258H202V257H200L199 256ZM34 259V258H33ZM72 259V258H71ZM133 259V258H132ZM164 259V258H163ZM189 259V258H188ZM194 259V258H193ZM205 259H206V257H205ZM40 260V259H39ZM38 260V261H39ZM49 260H50V258H49ZM119 260V259H118ZM124 260V261H125ZM128 260V259H127ZM142 260V259H141ZM140 260V261H141ZM174 260V259H173ZM177 260H178V258H177ZM184 260V259H183ZM41 261V260H40ZM51 261V260H50ZM79 261V260H78ZM84 261V260H83ZM134 261H135V259H134ZM169 261H171V260H169ZM181 261V260H180ZM187 261V260H186ZM202 261V260H201ZM205 261V260H204ZM47 262V261H46ZM76 262V261H75ZM75 262H73L74 264H75ZM80 262V261H79ZM79 262H76V263H79ZM85 262V261H84ZM89 262V261H88ZM139 262V261H138ZM156 262V261H155ZM161 262V261H160ZM175 262V261H174ZM194 262V261H193ZM197 262V261H196ZM49 263V262H48ZM71 263V262H70ZM115 263H117L116 261H115ZM152 263V262H151ZM159 262H157V264H158ZM173 263V262H172ZM188 263H189V261H188ZM52 264V263H51ZM56 264H66L65 263V259H61V260H58V263H56ZM143 264V263H142ZM146 264V263H145ZM148 264H150L149 262H148ZM199 264V263H198Z\"/></svg>","mask_w":264,"mask_h":264},{"label":"crops","instance_id":"obj_3","mask_svg":"<svg viewBox=\"0 0 264 264\" xmlns=\"http://www.w3.org/2000/svg\"><path fill=\"white\" fill-rule=\"evenodd\" d=\"M157 178V173L151 169H141L139 173V181L141 183H151Z\"/></svg>","mask_w":264,"mask_h":264},{"label":"water","instance_id":"obj_4","mask_svg":"<svg viewBox=\"0 0 264 264\" xmlns=\"http://www.w3.org/2000/svg\"><path fill=\"white\" fill-rule=\"evenodd\" d=\"M4 158H10L11 159V155H5ZM2 164H3V167H4V161H2Z\"/></svg>","mask_w":264,"mask_h":264}]
</instances>
